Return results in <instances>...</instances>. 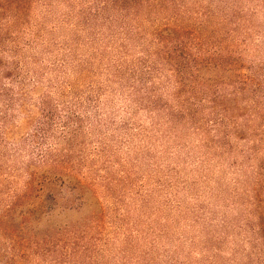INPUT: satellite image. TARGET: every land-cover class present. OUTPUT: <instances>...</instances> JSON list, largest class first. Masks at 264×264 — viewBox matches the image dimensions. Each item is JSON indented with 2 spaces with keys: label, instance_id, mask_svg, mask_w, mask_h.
Instances as JSON below:
<instances>
[{
  "label": "rangeland",
  "instance_id": "374dc122",
  "mask_svg": "<svg viewBox=\"0 0 264 264\" xmlns=\"http://www.w3.org/2000/svg\"><path fill=\"white\" fill-rule=\"evenodd\" d=\"M188 4L181 21L199 23ZM174 12L35 0L0 18V264H264V97L206 66L214 40L157 38ZM242 30L252 75L264 34ZM32 173L69 181L34 182L23 220L7 210Z\"/></svg>",
  "mask_w": 264,
  "mask_h": 264
},
{
  "label": "trees",
  "instance_id": "16d2710c",
  "mask_svg": "<svg viewBox=\"0 0 264 264\" xmlns=\"http://www.w3.org/2000/svg\"><path fill=\"white\" fill-rule=\"evenodd\" d=\"M35 0H0V18L6 14V16H11L10 12H15V16L18 17L31 8ZM113 3L119 6L122 10H133L135 7L146 6L148 11H160V8L174 7L175 12L169 16L163 18L162 21L157 25L155 33L157 38L162 39L168 34L177 35L176 37H171L175 40H170L172 42L179 41L185 33L191 34V40L195 39L196 34L199 35V42L197 46L203 48L208 41L214 40L215 53L209 56L207 59L206 66H211L210 64L214 59H218V65L222 71H231V75L228 76L231 81L237 82V95H242L245 91L252 87V99H257V97H264V65L260 64L255 70L254 74H248L245 72L246 68L243 67L242 59L237 54L235 45L238 41L237 34L240 28L242 30L243 39L241 44H246L250 36L258 34L260 37L264 34V30H261L254 26L252 22L253 16H255L260 8H264V0H251L255 1L254 8H245L240 4L244 0H112ZM197 5L196 13L202 18L197 24H192V22L181 21L180 8L188 6L189 4ZM163 11H168L164 10ZM7 12V13H6ZM160 21V20H157ZM211 25V26H210ZM211 29L213 33L208 36L203 30ZM255 29V30H254ZM201 32L203 35H200ZM257 32V33H256ZM206 42V43H205ZM180 43V42H179ZM178 48V45L176 46ZM211 57H213L211 59ZM215 57V58H214ZM217 64V63H216ZM211 68V67H209ZM7 91L6 88L0 85V93ZM260 99H257L254 103H259ZM237 105H240V101L237 100ZM256 106V105H255ZM69 181L67 176L57 173L56 176H49L47 173L45 175L33 174L31 175L27 189L23 194L14 197V201L7 213L16 208H21L20 215L23 216V220H27L26 215H30L34 210H38L40 207L36 204L32 196L34 182L41 184L43 189L44 183L49 181L60 182L64 184ZM69 195H77L76 201L80 204H84V195L86 194L85 184L79 180H73L72 184L68 186ZM39 206V207H38ZM72 208V207H70ZM31 209V210H30ZM56 234L62 235L59 231ZM264 237V228L263 235ZM60 242V240H58ZM23 256L28 257V254ZM264 263V262H263Z\"/></svg>",
  "mask_w": 264,
  "mask_h": 264
}]
</instances>
